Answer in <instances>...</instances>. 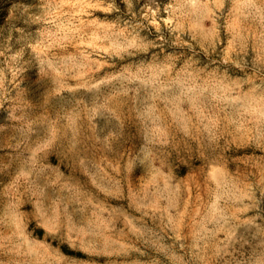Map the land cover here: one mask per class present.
I'll return each mask as SVG.
<instances>
[{
    "label": "rangeland",
    "instance_id": "374dc122",
    "mask_svg": "<svg viewBox=\"0 0 264 264\" xmlns=\"http://www.w3.org/2000/svg\"><path fill=\"white\" fill-rule=\"evenodd\" d=\"M0 264H264V0H0Z\"/></svg>",
    "mask_w": 264,
    "mask_h": 264
}]
</instances>
